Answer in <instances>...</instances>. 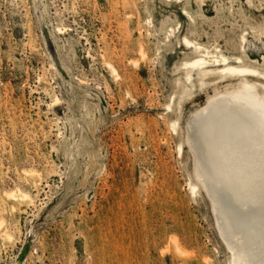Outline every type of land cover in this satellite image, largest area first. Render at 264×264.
<instances>
[{
  "label": "rangeland",
  "instance_id": "1",
  "mask_svg": "<svg viewBox=\"0 0 264 264\" xmlns=\"http://www.w3.org/2000/svg\"><path fill=\"white\" fill-rule=\"evenodd\" d=\"M245 77L264 0H0V264H230L189 137Z\"/></svg>",
  "mask_w": 264,
  "mask_h": 264
},
{
  "label": "bare ground",
  "instance_id": "2",
  "mask_svg": "<svg viewBox=\"0 0 264 264\" xmlns=\"http://www.w3.org/2000/svg\"><path fill=\"white\" fill-rule=\"evenodd\" d=\"M191 63L192 68L204 71L208 60L200 56ZM222 70L241 76L256 71L229 61ZM241 84L218 91L215 99L210 97L198 109L199 125L189 139L198 149L197 176L211 195L220 231L231 252L230 264H264V92L247 77ZM200 125L201 138L197 133Z\"/></svg>",
  "mask_w": 264,
  "mask_h": 264
}]
</instances>
